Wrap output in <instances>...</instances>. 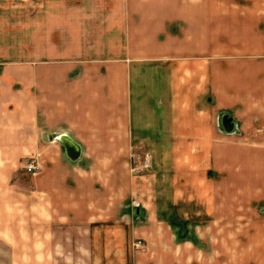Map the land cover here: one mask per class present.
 <instances>
[{
    "label": "crops",
    "instance_id": "1",
    "mask_svg": "<svg viewBox=\"0 0 264 264\" xmlns=\"http://www.w3.org/2000/svg\"><path fill=\"white\" fill-rule=\"evenodd\" d=\"M30 156L74 264H264V0H0V175Z\"/></svg>",
    "mask_w": 264,
    "mask_h": 264
},
{
    "label": "rangeland",
    "instance_id": "2",
    "mask_svg": "<svg viewBox=\"0 0 264 264\" xmlns=\"http://www.w3.org/2000/svg\"><path fill=\"white\" fill-rule=\"evenodd\" d=\"M32 163L36 166H30ZM38 167L36 158L30 156L1 169L0 264H74L68 260L70 240L66 232L33 229L28 222V183ZM80 258L76 260L83 264Z\"/></svg>",
    "mask_w": 264,
    "mask_h": 264
},
{
    "label": "built area",
    "instance_id": "3",
    "mask_svg": "<svg viewBox=\"0 0 264 264\" xmlns=\"http://www.w3.org/2000/svg\"><path fill=\"white\" fill-rule=\"evenodd\" d=\"M138 158L140 159V163H135L134 165H132V171L134 172H141L144 170H147L150 166V158L148 157L147 154H145L143 156V158L140 157L139 154H137ZM30 166L35 167L36 165L34 163H32ZM139 242H136V245H138Z\"/></svg>",
    "mask_w": 264,
    "mask_h": 264
}]
</instances>
